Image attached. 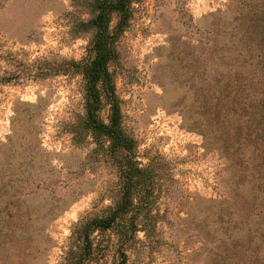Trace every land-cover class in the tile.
Listing matches in <instances>:
<instances>
[{
    "label": "rangeland",
    "instance_id": "374dc122",
    "mask_svg": "<svg viewBox=\"0 0 264 264\" xmlns=\"http://www.w3.org/2000/svg\"><path fill=\"white\" fill-rule=\"evenodd\" d=\"M97 2L0 0V264H64L124 201L93 233L124 264H264V0L108 14L96 118L117 103L122 147L87 120Z\"/></svg>",
    "mask_w": 264,
    "mask_h": 264
},
{
    "label": "trees",
    "instance_id": "16d2710c",
    "mask_svg": "<svg viewBox=\"0 0 264 264\" xmlns=\"http://www.w3.org/2000/svg\"><path fill=\"white\" fill-rule=\"evenodd\" d=\"M132 0H98V12L91 19L90 24L96 28L95 37L93 40L94 56L89 62L88 69L86 71L89 80L88 99L86 102L87 120L92 129L102 133L106 138L110 139L114 147L124 146V136L120 127V110L115 101L110 102L109 122L103 124L96 118V110L100 107V93L96 88V83L107 74L106 67L108 60L112 56V50L107 42L106 37L103 34V29L108 23V14L112 11H116L123 15L127 14ZM263 153V148L260 150ZM264 156V155H263ZM263 163V162H262ZM264 169V168H263ZM259 173V170H258ZM258 177H260L258 175ZM117 209L112 210L106 216L94 217L86 221L79 230L72 232V246L66 252V260L64 264H124L127 258L122 246L123 243L114 244L115 248L110 250V244L100 248L99 244H94L95 237L94 231L97 229L101 232L106 231L113 225H117L119 211L121 207L125 208V201L121 203ZM124 224H122L123 226ZM126 229L137 230V225L134 219L128 224ZM127 237V238H126ZM131 235L122 236L126 238L125 241L130 238ZM121 239V235H119ZM118 238V239H119ZM124 247V246H123ZM111 254V260L109 259Z\"/></svg>",
    "mask_w": 264,
    "mask_h": 264
},
{
    "label": "clouds",
    "instance_id": "9594fccd",
    "mask_svg": "<svg viewBox=\"0 0 264 264\" xmlns=\"http://www.w3.org/2000/svg\"><path fill=\"white\" fill-rule=\"evenodd\" d=\"M107 203H108V201H105V204H107ZM65 234L67 235V232Z\"/></svg>",
    "mask_w": 264,
    "mask_h": 264
}]
</instances>
